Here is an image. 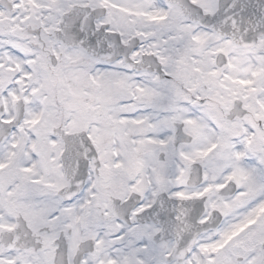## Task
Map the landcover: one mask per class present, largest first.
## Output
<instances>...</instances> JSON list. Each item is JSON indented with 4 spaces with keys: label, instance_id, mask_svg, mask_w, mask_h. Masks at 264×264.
Here are the masks:
<instances>
[{
    "label": "snow or ice",
    "instance_id": "1",
    "mask_svg": "<svg viewBox=\"0 0 264 264\" xmlns=\"http://www.w3.org/2000/svg\"><path fill=\"white\" fill-rule=\"evenodd\" d=\"M0 264H264V0H0Z\"/></svg>",
    "mask_w": 264,
    "mask_h": 264
}]
</instances>
